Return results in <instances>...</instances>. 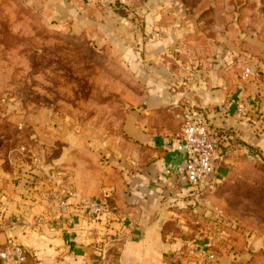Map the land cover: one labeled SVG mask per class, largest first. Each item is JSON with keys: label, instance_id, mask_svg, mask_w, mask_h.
Wrapping results in <instances>:
<instances>
[{"label": "crops", "instance_id": "1", "mask_svg": "<svg viewBox=\"0 0 264 264\" xmlns=\"http://www.w3.org/2000/svg\"><path fill=\"white\" fill-rule=\"evenodd\" d=\"M32 1L57 21L78 18L97 26L100 36L106 30L133 86L125 89L130 109L123 115V147L104 166L111 178L83 186L67 170L59 187L67 208L50 219L42 220L47 202L28 193L23 181L14 183L17 171L4 164L0 150V248L20 243L26 256L21 264H115L117 252L116 264H196L187 244L215 216L212 196L224 175L225 153L217 146L214 172L199 187L191 185L177 150L181 113L188 108L210 131L236 136L243 143L238 150L264 152V76L240 79L236 62L245 54L203 40L201 21L183 0H140L125 8V15L116 11L115 0L103 8L91 0ZM90 10L108 20L100 15L89 21ZM190 90L187 104L182 93ZM242 106L246 111L240 114ZM163 165L169 173L162 172ZM80 196L103 202L102 213L78 207ZM243 241L218 243L210 264H250Z\"/></svg>", "mask_w": 264, "mask_h": 264}, {"label": "rangeland", "instance_id": "2", "mask_svg": "<svg viewBox=\"0 0 264 264\" xmlns=\"http://www.w3.org/2000/svg\"><path fill=\"white\" fill-rule=\"evenodd\" d=\"M139 1L115 3L114 8L125 15V8ZM183 2L200 19L203 40L213 48L227 46L245 54L236 62L240 79L264 76V0ZM92 3L97 8L107 5ZM90 11L89 21L100 15L108 20L107 14ZM70 21L49 17L32 0H0V150L4 164L17 171L14 183L23 181L28 193L47 202L43 221L59 211L52 192L60 194L65 173L70 172L71 178L74 173L83 186L111 178L104 166L114 150L123 147L119 139L123 115L130 109L125 89L133 86V79L120 60L118 46L106 30L100 36L94 24L85 25L78 18ZM182 97L192 103V90ZM179 114L174 117L179 119ZM229 135H218L225 161L223 178L212 196L215 216L190 240L187 251L196 264H210L218 256V243L239 238L251 254L250 264H264V152L251 147L238 150L242 141ZM64 162L70 169H64ZM81 197L91 198L80 196L78 207ZM85 211L91 214L88 208ZM207 251L215 254V260L201 258L199 253ZM115 255L118 262V252ZM0 264L9 263L0 260Z\"/></svg>", "mask_w": 264, "mask_h": 264}, {"label": "built area", "instance_id": "3", "mask_svg": "<svg viewBox=\"0 0 264 264\" xmlns=\"http://www.w3.org/2000/svg\"><path fill=\"white\" fill-rule=\"evenodd\" d=\"M93 2L104 3L108 0H91ZM118 4H125L127 0H115ZM184 120L180 140L177 145V150L185 159L184 174L186 180L193 186L199 187L213 172L216 164V144L207 123L198 120L194 117L191 111L187 108L181 113ZM163 173H169L170 168L167 165L162 166ZM55 172H53V175ZM52 198L56 202L57 210L67 208V198L61 196L59 192H52ZM81 204L88 208L91 214L98 215L104 210V203L89 197H81ZM122 220L126 216H121ZM211 243L205 244L210 246ZM212 251V250H211ZM201 258L208 261L215 260L216 256L213 252L207 251L199 253ZM26 256L23 247L16 243L10 242L5 247L0 249V260L6 261L9 264H21ZM208 264V263H207Z\"/></svg>", "mask_w": 264, "mask_h": 264}, {"label": "trees", "instance_id": "4", "mask_svg": "<svg viewBox=\"0 0 264 264\" xmlns=\"http://www.w3.org/2000/svg\"><path fill=\"white\" fill-rule=\"evenodd\" d=\"M219 133V134H218ZM222 132H220V130H214V131H211V135L213 136L214 138V141H215V144H216V148L218 146V138L219 136L218 135H221Z\"/></svg>", "mask_w": 264, "mask_h": 264}]
</instances>
